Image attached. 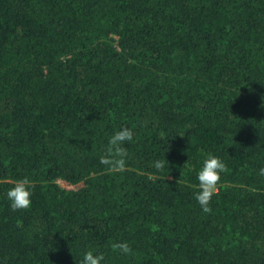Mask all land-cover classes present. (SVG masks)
Masks as SVG:
<instances>
[{"label": "trees", "instance_id": "obj_1", "mask_svg": "<svg viewBox=\"0 0 264 264\" xmlns=\"http://www.w3.org/2000/svg\"><path fill=\"white\" fill-rule=\"evenodd\" d=\"M262 168L264 0H0V264H264Z\"/></svg>", "mask_w": 264, "mask_h": 264}, {"label": "clouds", "instance_id": "obj_2", "mask_svg": "<svg viewBox=\"0 0 264 264\" xmlns=\"http://www.w3.org/2000/svg\"><path fill=\"white\" fill-rule=\"evenodd\" d=\"M133 130L130 127H122L115 131L108 139L105 154L101 155L100 163L110 167L113 170H124L128 156L126 143L133 141ZM167 162L157 159L154 161V167L157 170L162 169ZM168 163V162H167ZM226 171L224 161L215 155L209 154L202 163L196 174L198 180V190L194 193L196 201L200 204L204 212H210L209 204L213 195L218 189L221 181V174ZM261 173H264L262 168ZM7 199L10 201L12 210L26 209L31 206L32 188L27 178L16 181L15 185L7 190ZM122 254H129L132 249L127 241H121L112 245ZM105 256L102 252L94 253L89 250L83 253L80 264H103Z\"/></svg>", "mask_w": 264, "mask_h": 264}, {"label": "rangeland", "instance_id": "obj_3", "mask_svg": "<svg viewBox=\"0 0 264 264\" xmlns=\"http://www.w3.org/2000/svg\"><path fill=\"white\" fill-rule=\"evenodd\" d=\"M59 183L61 184V186L63 188H66V189H75V188H78L79 187L78 185L69 186L68 184H66L65 182H62V181H60Z\"/></svg>", "mask_w": 264, "mask_h": 264}]
</instances>
